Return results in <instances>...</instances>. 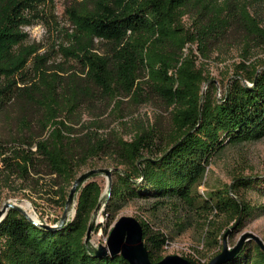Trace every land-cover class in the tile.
I'll return each instance as SVG.
<instances>
[{"label": "trees", "instance_id": "trees-1", "mask_svg": "<svg viewBox=\"0 0 264 264\" xmlns=\"http://www.w3.org/2000/svg\"><path fill=\"white\" fill-rule=\"evenodd\" d=\"M46 6L0 0V187L20 181L64 209L80 170L105 156L114 168L103 204L111 222L130 202L149 199L153 210L174 215L176 234L193 227L213 249L229 228L236 224L232 236L264 214V203L248 197L264 195V178L237 175L199 190L214 154L264 137V20L247 1L73 0L62 62L26 42L25 27L46 17ZM234 41L239 61L218 97L199 55L209 59ZM151 94L164 101L168 119L140 123L130 137L106 131L94 113L108 102L123 117V97L139 104ZM102 191L95 180L80 184L74 215L56 230L10 208L0 221V264H130L121 254L97 256L85 243ZM139 220L151 260L162 259L170 237ZM224 264H264V250L249 239Z\"/></svg>", "mask_w": 264, "mask_h": 264}, {"label": "rangeland", "instance_id": "rangeland-1", "mask_svg": "<svg viewBox=\"0 0 264 264\" xmlns=\"http://www.w3.org/2000/svg\"><path fill=\"white\" fill-rule=\"evenodd\" d=\"M73 0H47V15L36 23L26 26L28 32L27 43L36 42L42 47L41 52H48L55 61H64L63 56L59 52V43L64 41L65 36L63 29L69 28L70 23L67 18L66 8ZM250 6V11L258 14L264 20V0H245ZM186 21L190 23L188 16ZM104 46V45H103ZM236 41L227 50L218 54L214 53L209 59H204L199 55V63H206V68L210 71V76L217 85V96L223 95L225 84L228 81L229 74L232 73V66L239 61V51ZM194 51L198 54L197 44L193 45ZM263 56V54H261ZM99 114L102 128L106 131L117 129L123 131L126 137L131 136L130 129L140 123L151 120L160 119L166 121L168 119V109L164 101L151 94L146 102L139 104L133 103L129 97H123L122 114L110 113L108 102L100 105L94 112ZM121 118V119H120ZM91 116L84 114V120H90ZM109 168L110 176L106 173H97L92 175L88 180L97 181L102 187L103 200L109 192L114 178V168L110 159L100 156L90 162L89 165L83 167L79 174L91 168ZM237 175L254 176L264 178V137L256 140L245 142L238 145H228L219 153L214 154L210 164L204 183L200 186L201 193L207 192L213 187H219L231 184L233 178ZM264 186V182H260ZM248 197L253 202L264 203V195L252 190L248 193ZM6 202L18 205H28L27 213L35 216L42 222L54 224L57 218H60L64 209H61L56 203L49 202L46 195L42 196L30 188H23L20 181L13 182L10 186L0 187V209ZM76 203V198L71 205V210ZM152 201L149 199L139 198L127 204L111 222L105 214L104 206L96 214L97 229H93L90 239L92 248H98L100 245H107L110 231L115 223L122 216H134L138 219H147L154 230L166 232L170 237L169 242L164 246L162 254L164 256L178 254L186 258L201 260L208 263L222 248L215 247L213 249L204 248L200 240L199 231L193 227H189L185 232L176 234L174 232V215L169 210L155 211L151 208ZM73 213V210L70 214ZM94 226V227H95ZM233 229L227 234V243L234 246L243 232H251L256 234L264 242V214L257 218L246 221L244 227L236 231L232 236ZM223 242V241H222Z\"/></svg>", "mask_w": 264, "mask_h": 264}, {"label": "water", "instance_id": "water-1", "mask_svg": "<svg viewBox=\"0 0 264 264\" xmlns=\"http://www.w3.org/2000/svg\"><path fill=\"white\" fill-rule=\"evenodd\" d=\"M97 173H106L110 176L111 170L109 168L97 167L91 168L80 173L75 181L73 182L68 198L66 200V204L64 206V211L59 220L54 223L42 222L35 216L27 213L21 205L6 202L0 209V221L5 217L8 210L10 208H15L21 211L32 223L48 229V230H56L61 228L75 213V206L70 209L73 204L75 198L77 197V192L80 184H83L88 178ZM110 191V190H109ZM110 195V192L107 193L106 197ZM105 199L101 198L98 203L94 216L90 221L89 227L85 236V243L89 244L91 239V234L93 232L94 226L96 224V214L101 210V207L104 204ZM73 210V213L71 211ZM236 225V224H235ZM229 228L223 237V246L221 251L216 254L207 264H224L231 258H233L243 247L244 243L249 239H255L262 249L264 250V242L261 240L259 236L251 232H243L239 237L237 243L234 246H229L227 243V234L235 227ZM94 252L97 256H106V255H117L121 254L124 258H126L130 264H192L191 260L178 255L171 254L164 256L162 259L158 261L151 260L149 256V251L147 246L145 245L143 238V228L141 222L138 218L134 216H122L117 221H115L110 235L108 237L107 245H100L98 248H94Z\"/></svg>", "mask_w": 264, "mask_h": 264}, {"label": "bare ground", "instance_id": "bare-ground-1", "mask_svg": "<svg viewBox=\"0 0 264 264\" xmlns=\"http://www.w3.org/2000/svg\"><path fill=\"white\" fill-rule=\"evenodd\" d=\"M22 208H23L25 211H26V210L29 211V207H28V205H22ZM27 211H26V212H27Z\"/></svg>", "mask_w": 264, "mask_h": 264}]
</instances>
